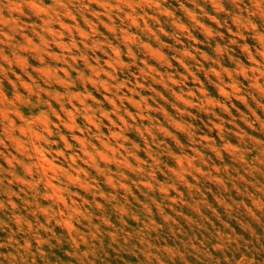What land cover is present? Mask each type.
<instances>
[{"label": "rangeland", "instance_id": "374dc122", "mask_svg": "<svg viewBox=\"0 0 264 264\" xmlns=\"http://www.w3.org/2000/svg\"><path fill=\"white\" fill-rule=\"evenodd\" d=\"M0 264H264V0H0Z\"/></svg>", "mask_w": 264, "mask_h": 264}]
</instances>
